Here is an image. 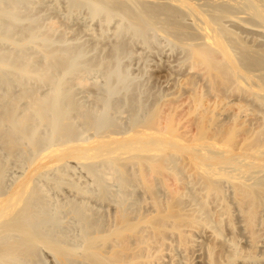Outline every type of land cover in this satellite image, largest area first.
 <instances>
[{
    "label": "bare ground",
    "instance_id": "obj_1",
    "mask_svg": "<svg viewBox=\"0 0 264 264\" xmlns=\"http://www.w3.org/2000/svg\"><path fill=\"white\" fill-rule=\"evenodd\" d=\"M23 1H25V4L30 3L29 0ZM87 1L99 12H102L106 21L118 16L120 21L125 22L121 27L118 25L117 35H121V30H128L140 41H146L147 32L150 29L153 30L152 28L156 26L158 29H154L165 31V33L172 36V39L177 40V38L186 37L190 41L183 40L184 42L178 43H181V48L183 47L186 50L184 52H186L187 62L185 61L184 64L187 63L192 69L196 66H201L204 69L205 79L208 84L206 89L208 91L211 90L215 94L223 96V98L224 96L226 97L228 92H238V94L244 95L245 98L247 97L254 104L256 103L259 108L263 107L262 109H264V49L256 47L258 40L257 42L256 40L254 41L256 42L255 46L247 44L242 39L243 37L239 36L238 32L229 29V26L225 25L226 22H230L243 30L256 33L257 36H264V0H199L201 2L192 0ZM19 2L0 0V42H3L2 47L0 46V91L4 89L3 92H0V142L9 159H12L15 152L21 150L18 149V146L22 142L26 144V147L31 146L37 151L31 156L32 160L27 166V170L25 171L24 169L25 172L14 179L10 186L7 185V188H5L2 187L3 184L0 185V264H43L44 258L42 259V256L37 253V250H41L39 247H44L48 250L53 260L54 255H57L58 264H75L78 262L77 259L75 261V257H78L84 264H161L164 263L160 256L161 246L164 245L163 247H166L165 243L168 241H165L169 239V236L173 237L171 239L172 241L174 240L173 243L176 242L175 248L180 246L182 250L185 249L187 251V248L195 244V238L192 237L190 228L200 226L211 229L209 233L211 239H207L208 243L206 242L207 244L205 243L206 245L203 244L205 246H202L204 248L202 249L205 250L203 252L206 264H233L235 260L243 257V255H251L253 249L258 246L256 225L259 220V212L264 208V121L260 119L256 126L249 128L240 143L235 141L237 140L235 139L237 128L234 124H231L228 129L226 128L227 130L225 133L223 132L222 139L219 136L221 132L217 135L220 137L218 141V139H215L217 131H212V136L208 137L206 135V133L209 135L211 131L208 129L211 127L217 128L216 125H218L214 112H210L211 114L207 113L208 116L207 114H205L206 116L204 115L205 118L202 119L201 117L202 120L198 118L200 120L199 123L196 120L197 118L194 119L198 123L196 134L194 135L195 137L197 135V137L188 141V138L182 137L181 139L183 140L184 138L183 141L185 142H180L178 140L180 133L178 137L176 136L178 132L174 134L178 139L174 135L169 134L173 132L172 130H175L171 122L170 112V116H166V113L162 117L166 118L164 119V128H159V121L156 123L158 127H155L159 109L157 108L158 110L156 111L154 107L151 109L147 108L148 112L145 109V112H147L145 115L136 114L141 119H138V116V118H135L136 115L134 114L135 116L131 119V127L133 128L130 127V131H124L120 135L108 133L99 135L100 128L105 129L110 125L108 120V122L101 124L102 126L99 125L100 127L95 128L96 132L93 130L95 136H83L82 138L79 135L81 138H78V134H80V129L77 130L78 126L74 129L73 125H75V122L70 118L65 120V116H69L78 106L69 101L59 109L58 106L60 105L57 100L65 91L66 82L64 78L68 71L73 70V67H75L73 60L76 57L75 53H79V49L77 52L76 50L75 52L72 51L71 56L69 55L70 51L68 53L66 47L61 48V50L53 49L51 41L55 23H49V25L47 23V27L42 26V22L38 21V19L36 21V18L32 16L33 14L30 17L29 12H24L23 10L24 14L21 13V10L25 8L20 5L24 2H21L22 4ZM26 9L25 11H27ZM240 12L244 14V17L246 15L247 18L255 22L257 27L247 23ZM235 13H240L241 16ZM185 14L191 17L190 26H185L181 21V17ZM158 15L161 18L156 20ZM34 20V24L40 22L39 25L36 24L32 27V24L28 25ZM223 21H226L225 24ZM24 22L27 24L25 25ZM179 40L181 41V39ZM117 41L119 42V40ZM118 42L116 44H119ZM7 45L11 48L5 47L10 49H7L8 51L3 47ZM29 46L41 51V54L37 52L40 56L39 54L35 56L40 57V59L42 57L43 60L37 59L40 61L37 66V60L33 58L34 64L27 56V53H23L24 49ZM31 52L34 53L30 49L29 54ZM68 56L72 57L73 60L71 61ZM67 59L70 60V64L66 62ZM65 62L68 64L66 65ZM71 63L74 65L72 66ZM104 67L107 68L106 65ZM31 80L34 81V83H31L35 86L37 83L41 86V83L44 86L46 85V87L52 86V90L48 91L49 88H47L44 93H42L44 89L42 92L40 91L41 93H38L37 91L39 90H33L35 86L31 89L32 85H28L31 84L28 82ZM13 85L14 87L15 85L19 87L16 94L12 89L10 91ZM39 86L37 88H40ZM47 91L48 93H46ZM202 93L204 94V92L200 91L197 96L195 95L196 97H193L195 98L192 100L194 101V108H199L200 106L202 108ZM259 108L258 110H261ZM246 109L247 106L244 103L243 105H238L237 115L239 114L238 112H245ZM197 111H202V109ZM214 111L216 113V110ZM81 112L82 115L80 116L82 117L88 115H85V112L83 114V111ZM87 112L89 113V111ZM253 115L255 117V114ZM61 118H64L65 122ZM262 119L264 120V117ZM141 123L143 124L141 125ZM84 126L81 127L85 128ZM137 126L142 128L138 129ZM109 127L113 132V125ZM152 127L161 131H152L155 129H152ZM74 137L76 138L74 139ZM235 143H239V145L236 146ZM6 156L5 159L7 158ZM180 156H188L189 160H187L191 163L189 165L193 168L192 172L194 173L191 172V174L195 175L196 178L193 176L195 179L188 180V177L182 175L184 167L182 166L183 168H181L179 165L181 163ZM178 160H180L179 164ZM72 162L81 164L90 175H96L97 164L99 168L102 165L103 168H101L104 171L108 168L107 172L115 177L116 181L122 186L121 189L124 190L129 186L131 187L134 182L137 184L143 182L147 189L145 190L151 192L149 193V195L152 194L151 197L154 196V200H152L154 204L152 205L156 207L155 212L149 216H141L140 214L135 220H132L128 218V212H125L128 207L125 210L122 208L127 196L125 198L122 197L124 199H120L121 201L118 200L119 196L117 199L119 202L115 200L119 208H117L119 212L116 211L118 213L116 214L117 216L115 215V222L112 225V221H109L111 225L101 232L103 224L102 226L100 224L103 221L105 222L104 217L101 218L103 221L100 224L98 223L99 225L97 226L101 228L97 227L100 229L97 230V232L99 231L97 233L91 230L96 220L94 219V222H91L93 221V218H91L93 214L87 209L89 207L88 204L83 202L87 207L79 204V207H76V215H74L77 217V221L83 224L80 225L85 228H83L84 231L81 233L80 240H82V243L79 242L81 245H73L71 242L72 245H68V241L66 243L62 239L65 237L63 236L65 231L62 232L63 235L57 234L60 230L55 231V228L59 227V220H61V215L58 214L60 208H58L56 215L54 213L56 209H53L51 215H44V211H47L46 207H44L45 193L43 196V192L45 191H42L43 188L36 183V180L45 172L57 170ZM93 166H96L94 167L95 170ZM136 166H138L137 170L134 168ZM98 171H101V169ZM164 171L170 172L178 182L185 181L186 184L195 181L199 182L201 194H197L198 196L191 193L188 194L187 192L194 189L197 190V188L190 189L191 187L189 188L188 186L189 189H186L187 187L184 188L182 186L184 189L177 188L176 191H172V195L169 194L171 197L167 195V201L166 199L164 200L165 202L158 200L155 197L158 191L156 193L153 192L156 191L155 185H158L156 179L159 175L163 177L164 174L162 175L161 173H164ZM100 176L102 177L101 173L99 176L96 175L99 179ZM224 182L232 186L235 208L242 216L243 227L248 233L250 247L246 254H243L238 249L232 236L230 239H228L229 237L226 239L221 237V221H225V224L231 227V219H233L230 215L229 206L223 199ZM161 186L160 188H162ZM103 189L101 188V191ZM124 190L121 191L125 192ZM132 190L134 189L132 188ZM127 193L129 192L127 191ZM106 194L97 196L100 199V197L104 198ZM195 198L198 200H195ZM186 199L191 202L190 208H187L190 211H186L185 204L189 202L187 200L188 202L186 203ZM210 199L219 202L217 208L220 210L219 213L225 217L224 220L218 219L215 222L213 220L214 223L210 222L208 215V202ZM72 203L74 204V202ZM135 204L137 203L135 202ZM68 206L70 205L68 204ZM147 212L149 213V211ZM54 215L55 218H53ZM98 216L95 217L98 219ZM219 218H222V216ZM53 219L58 221L55 220V222ZM130 236L134 238L133 242L131 241L132 243L126 242V238ZM67 237L65 238L66 240L70 238L68 235ZM80 240L78 238V241ZM103 245L107 249H102L101 246ZM57 260H54L55 263ZM184 263L190 264L187 261Z\"/></svg>",
    "mask_w": 264,
    "mask_h": 264
},
{
    "label": "rangeland",
    "instance_id": "obj_2",
    "mask_svg": "<svg viewBox=\"0 0 264 264\" xmlns=\"http://www.w3.org/2000/svg\"><path fill=\"white\" fill-rule=\"evenodd\" d=\"M17 1H20L19 3H21L23 0H17ZM17 1L14 0V2H17ZM29 1L30 3L28 2L25 4V1H23L24 3L22 2L23 3V4L21 3L22 5L19 4L20 6H22V8L26 9L27 7L26 9L27 11H25V9H22L21 13H23V10H24V12L30 13V15L27 13L30 17L33 14L32 16L36 18V21L37 19L38 21H41L42 22L41 25L42 26L44 25V27H47L46 26L47 23L48 25L49 23H55L54 24L55 26L52 24L55 28L53 29L54 31L52 33V41H51V47H53V49L61 50V48L66 47L67 48L66 50L68 51V53L70 51L69 55L72 53V51L75 52L76 50L77 52L79 49V53L78 54L75 53L76 54L75 60H73L72 57L70 58L68 56L69 59H71V61L73 60L75 65L72 64L73 62L71 64L72 66L74 65L75 67H73V70L68 71V74L65 75V78H64L66 82L64 86L65 91H63V93L59 96V99L57 98L59 100V101L57 100V102H59V105H60V106L57 105L59 109L65 106L69 101L73 102L74 104L78 106V108L73 110V112H71L69 116L68 115L65 116L66 118L65 120L70 118L71 120L75 122V125H73L74 129H76L75 127L77 126H78L77 130L80 129L79 130L80 134H78V138H81L79 137V135H81L82 138L83 136H86V137L95 136L94 134L96 132L95 128L97 129V127L102 126L101 124L108 122V120L110 122V125H113L115 130L114 128H112L113 130L112 132L111 128L109 127L110 125H108L109 128L108 127H106L105 129L100 128L99 129L101 130L100 133L99 132L97 133H99V135H104L107 133L111 135H120L122 132L130 129V127L132 126L131 125L132 117H134L136 114L140 115V113L142 115H145V113L149 111L148 110L149 108L151 109L154 107L156 111L159 109L157 112V115L159 117L156 116V121H155V124L159 121L158 123L159 128L162 127L163 129L164 128L163 126L165 125L164 119L166 118H162V117L165 116L166 113H167L166 116L168 115L170 116V113H171V116H170L171 122H172V125L175 127L176 131L172 130L173 131L171 132L172 134L171 133L169 134L174 135L178 132L176 135L178 137V134L180 133L179 139L174 135L175 138H177L180 142H185L183 141L184 138L183 140L181 139L182 137H185V139L188 138L187 141L191 138L192 139L196 138L197 135L196 137L194 135L196 134L198 123L200 122V120L205 118L204 117L205 114L210 113V112H214L215 117H217L215 119L218 120L217 122L218 125H216L217 128L211 127L212 129L211 128L208 129L209 131L211 130L210 131L211 133L207 131L209 132V135L207 133L206 135L208 137L212 136L211 134L214 131H217L215 135V139L216 140L218 139V141L220 137H218L217 135L221 132L219 136H221V139H222L223 138L222 136L224 135L228 127L231 126V124L232 125L234 124L236 125V128H237L236 130L237 136L235 137V139L237 140L235 141L236 142L238 141L240 143V140L244 138L243 136L246 135V131L249 128L256 126V123H259L260 119L261 121H264L262 119V117H264V111H261V110H264L262 109L263 107H260L261 110H258L259 106L256 103L254 104L247 97L245 98L244 95H242L243 96L242 97L240 93L238 94V92H232V93L228 92L226 94V97L224 96L223 98V96H219L216 93L218 95L217 97L215 92L211 90L208 91V89H206L208 84L205 79L204 69L201 66H198V67L196 66L192 69L188 66L187 63L184 64V62L186 61V57H185L186 52L184 51L186 50L183 47L181 48V43L180 44L178 43L182 42L183 40L190 41L186 37L177 38L178 40L177 41L174 38L172 39V36H170L168 33H165V31L163 30L161 31V29L156 30L158 28L153 25L154 27L152 29L155 31L150 29V31H148L146 34L147 35L146 41H140V39H137L136 36L134 34H131L128 30H124V31L121 30L122 31V33L120 31L121 35H117L118 25L121 27L125 22L120 21L118 16H114L110 20L106 21L104 19L102 12H99L87 0H29ZM192 1L201 2L202 0L201 1L192 0ZM240 13H237V14L235 13V14L240 15V16L242 14V17H244L243 16L244 14L243 13L240 14ZM160 18L161 16L158 15L156 17V20H159ZM244 19L247 23L251 24V26L257 27V24L251 21L249 18H247L246 15ZM181 21L184 23L185 26L191 25V17L186 14L181 17ZM223 22L225 24L226 21H223ZM24 23L25 25L27 24L26 22ZM34 23H35V20L28 25L32 24L31 25L32 27V26H35L36 24L39 25L40 22L36 24ZM43 23H46V24H43ZM225 25H228L229 27L228 26L227 27L229 29L235 32H238V34H240L239 36L240 37L242 36L243 37L242 39L245 40L247 44L255 46L258 40L256 47H260L264 49V42H263L264 36H261V35L257 36L256 33L243 30L239 26L238 27L237 25L234 26L235 24H232L230 22H226ZM118 30H119V27H118ZM119 36L122 38H120ZM253 38L254 40H252ZM179 39H181V41ZM117 40H119V42ZM168 40H170L171 42ZM255 40L256 42H254ZM117 42L120 45L116 44ZM2 43L3 42L1 41L0 42L1 47L3 45ZM3 47L5 48L9 46L7 45ZM9 48L7 49L10 50L11 48L10 49ZM30 49L36 54L32 52H31L32 55L31 53L29 54ZM114 49L117 52H115ZM24 52L27 53V56H29L32 63L34 64H35L34 59L35 60L40 59V57H35V56H38V54L41 51L36 50L31 46L24 49L23 53ZM37 52L39 53L37 54ZM38 60L36 61L37 63L36 66L39 65L38 63L40 61H43L42 57L40 61ZM67 60L66 62L69 63L70 60L68 61ZM68 63H66V65ZM104 65H106L107 68H105ZM28 82L34 83V81L32 80ZM32 83L31 84L27 83L28 85H32L31 89L33 88V86H35ZM37 85L39 86V83H37L36 86ZM40 85L42 86V88L41 86H39L40 88H37L38 86L37 87L35 86L33 90L37 89L39 91L37 90L35 91L39 93L40 91L42 92V90L44 89L42 92L44 93V91L47 90V88L50 89L52 87V86L46 87V85L44 86L41 83ZM16 86L17 85H15L14 87L13 85L10 88V91L12 89V91H14L15 94L19 89V87L18 86L16 87ZM110 87H111V90H110ZM49 89L48 91L52 90V88L50 90ZM3 91L4 89H2L0 92H3ZM48 91L46 93H48ZM200 91L204 92V94L202 93L203 94L202 95L203 100L201 102L202 108L200 106L199 107L200 109H199L197 107L194 108L193 106L194 101L192 100L195 99L193 97L195 95L197 96V94H199ZM120 100L121 101L125 100L126 102L125 101L121 102ZM120 102L123 104H121ZM243 103L244 105L247 106V109L245 112H238L239 114L237 115L236 113L238 111L237 106L240 104L243 105ZM117 104L119 105L117 106ZM215 104H216V107H215ZM253 105L254 106L257 105V106L254 107ZM145 109H147V112H145L146 111ZM201 109L202 111H197ZM253 109H254V112H253ZM86 110L89 111V113ZM214 110H216V113ZM81 111H83V114L86 113L85 115L87 114L88 115L86 117L80 116L82 115ZM252 113L255 114L256 118L253 117L254 115ZM138 115H136L135 118L139 117L138 119H141L140 118L141 115L140 116ZM256 115L258 117L260 115V117L258 118ZM80 117L83 119H81ZM195 118H197L196 120L198 123H196V120H194ZM198 118H200V120ZM61 119L63 120L64 118H61ZM65 120H63V122H65ZM110 120L112 121V123ZM89 124L90 126H88ZM142 124L143 123H141V125ZM83 125H85L84 126L85 128H82ZM158 126L156 124L155 127H158ZM155 127H152V129H154ZM137 128L139 129L142 127L137 126ZM152 131H161V130L160 129L158 130L155 128ZM110 132H112L113 134ZM76 137H74V139ZM239 143L238 144L235 143L236 146L239 145ZM24 144L23 142L20 143L18 146V149H21L19 150L20 153L15 152V155H13L12 159H9L5 154L6 152L3 148V145L0 142V162H1L0 164V183L1 184L0 185L3 184L2 187L7 188V185L10 186L12 184L11 182L14 181V179H16L17 177H19L21 173H24L28 168L27 166H29V164L31 163V160H32L31 156L35 154L34 152H36L37 149L35 151L31 146H28L29 147L28 148L26 147V144L25 145ZM19 147H22V148H19ZM18 149L16 150L18 151ZM16 153H18V155H16ZM5 156L7 157L6 159H5ZM182 157L184 156H180L181 163H180V160H178V164L180 163L179 165L181 166V168L184 167L182 169L183 174L182 173L181 174L183 176L188 177V180L195 179L196 177L195 175H193L194 173L192 172L193 168L191 167V165H189L191 163L188 161L189 160L188 156H185L184 158ZM185 163L187 164L185 165ZM94 167L96 166H93V169L95 170ZM101 167L103 168L102 165ZM101 167L99 168L97 164V168L99 169L96 168L95 170V174L97 176H99L101 173L102 177L100 176V179L96 177V175H90L81 164L72 162L57 170L47 171L44 174H42L39 178H37L36 180V183L41 185V187L43 188L42 191H45L43 192V196H44V193L46 196V197L44 196V204H45L44 207H46L47 211H44V215L45 216L51 215L53 209H56L54 210V213L56 215L58 208H60L58 214L61 215V220H59L61 223L60 222L58 223L59 227H56L55 231L60 230L59 233L57 232L58 235L65 234L63 235L65 237H63L62 239H64L66 243L68 241L67 243L68 245H70L71 242L73 243V245H76V244L81 245L82 243V240H80L82 236L81 233H83L85 228L84 226L83 227L81 226L83 224L79 223V221H77V217L74 216L76 215V210L79 207V204L81 206L87 203L89 207H87L86 205L85 206L87 207L89 212H92L93 214L91 215V218H93L92 219L93 221L91 222H94V219L97 221V222L95 221L96 223L94 222L95 224L93 223L92 225L91 230L93 232H97V230H100L97 227L102 226V224H103V228L100 227L102 229L100 230L101 232L104 229H106L109 225L111 224L113 225V222H115V218H116L115 215L119 212V210H117L118 203L116 201L118 200L121 201L126 196L127 197L123 202L122 208H124L123 210H125V208L128 207L125 211V212H128L127 213V216H129L128 218L135 220L140 214L141 216L142 215L149 216L150 214L155 212L156 207L155 205L154 206L152 205L154 204V201L152 203V200H154L153 199L154 196L151 197L152 194L149 195V193L151 192L146 191L147 189L143 182H139L140 184L139 183L137 184L134 182V184L131 185V187L135 186V187H132L134 190H132L130 186L126 190L121 189L122 186L119 184L118 181H116L115 177L111 176L110 173L107 172V170L109 169L107 168L104 171ZM137 167L138 166L134 168L137 170ZM189 168L190 170H188ZM100 169L101 171H98ZM191 172L193 174H191ZM161 174L162 175L164 174V175L163 177L159 175L158 178L156 179L158 181V182L156 181L158 185L157 184L155 185L156 191L153 192V193H156L158 191L156 195L154 194L158 200L165 202L164 200L166 199L167 201L166 196L168 195L169 197L170 195H172L171 193L172 191L174 192L176 191L177 188L178 189L182 188V186L184 188L187 187L186 189H189L190 187H191L190 189H194V187L197 188V190L196 189L192 191L190 190V192H187L188 194L191 193L196 196L201 194V189H199L201 185L199 182L195 181V182H190L189 184H186L185 181H181L182 182L181 183V182L176 181L174 176L168 171L166 172L164 171V173L162 172ZM109 176H111L112 178ZM98 181L100 182V184ZM223 184H224L223 190H225L223 199H224V202L229 206L230 215H231V218L233 219H231L232 228L228 227L225 224V221H221V226H220L222 227L221 237L222 238L224 237L225 239L229 237L228 239H230L232 236L235 240V244L238 247V249H240L243 254H246L250 247L248 233L245 230V227H243L244 222H243L242 216L240 215L239 212H237L238 210L235 208L236 204L234 200V194H233L234 191L232 189V186L229 183L226 184L225 182ZM159 185L160 186L162 185L161 186L162 188H160ZM101 188H104V189L101 191ZM121 190H124L125 192ZM127 191L129 193H127ZM193 192H196V193H193ZM100 193L101 194L107 193L105 196L106 198L100 197L101 199L100 200L98 198L99 196H101ZM196 199L197 198H195V200ZM211 200L213 201V199H210L209 201L210 203L208 202V208H209L208 215L211 219L209 217L208 218L210 222L212 223L213 220L215 222L218 219L224 220L225 217L221 215V213H219L220 210L219 208H217L219 202L217 201L212 202ZM72 202H74V204ZM135 202L137 204H135ZM186 203H187L185 204L186 211H190L189 209H187V208H190L191 206L190 200L186 199ZM68 204L70 206H68ZM150 209H154V210H150ZM116 211L118 212L116 213ZM131 211L132 213L129 214V212ZM135 211L137 212L135 213ZM147 211H149V213ZM97 214L100 216H98ZM102 214L104 215L106 214V215L104 216ZM55 215L53 218H55ZM95 216H98L99 218L97 219V217ZM221 216L222 218H219ZM63 217L64 219H62ZM101 218H103L106 223ZM258 218L259 220H258V224L256 225V231L258 233L257 236H258V241L260 243L258 242V246L255 247L256 249L255 248L253 249L251 255H243V257H240L239 259L235 260L233 264H264V208L260 210ZM55 220L58 221L57 219ZM109 221L110 222L112 221L111 224ZM100 222L102 223L100 224ZM98 223L100 224V226H97L99 225ZM79 225L82 227V230ZM60 227H63L61 228L62 231ZM210 230L211 229L207 227H201V226L195 227L192 229L190 228L192 237L195 238V241L196 240L197 241L196 242L194 241L195 244H192L193 246H190L189 248H187V251L185 249L182 250L180 246L179 247L176 246L177 248H180V249L175 248L176 242L173 243L174 240L173 241L171 240L173 239V237L169 236L168 237L169 239H166L165 241V242L168 241L167 242L168 244L165 243L166 247H163L164 245L161 246L162 250H161L160 256L162 258V262L164 261V263H161V264H167V263L170 264V262H172L171 264L173 263L174 264L175 263L185 264L184 262L186 261L190 262V264H204L205 254L203 251L205 250H203L204 249L203 247L208 243L207 241L211 239V237H209L210 235L209 233L211 232ZM67 235L70 236V238L72 239L69 238L66 240L65 238H68ZM78 238L80 241H78ZM132 238L133 237L131 236L126 238V242L132 243L134 240V238L133 239ZM172 244L174 245V247ZM104 246L105 245L101 246L102 249H107ZM39 249L41 250H37V253L38 255L42 256V259L44 258L43 264H58L57 255H54V260H57L55 263L53 258H51L50 256L51 253L50 254L48 253L49 252L48 250H46L44 247H39ZM179 250L180 251L185 250V251L180 252ZM183 253L184 255L185 254L186 255L184 256ZM170 255L171 256L173 255L172 258H170L171 257ZM74 259L75 261L78 260V262H76L77 264H84L81 262V260L78 257H75Z\"/></svg>",
    "mask_w": 264,
    "mask_h": 264
}]
</instances>
